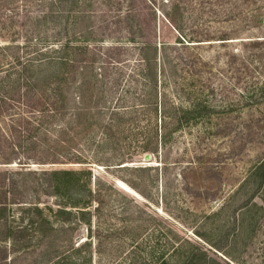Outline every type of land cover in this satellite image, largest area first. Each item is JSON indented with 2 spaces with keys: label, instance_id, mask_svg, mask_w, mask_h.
<instances>
[{
  "label": "rangeland",
  "instance_id": "1",
  "mask_svg": "<svg viewBox=\"0 0 264 264\" xmlns=\"http://www.w3.org/2000/svg\"><path fill=\"white\" fill-rule=\"evenodd\" d=\"M74 1L0 0V100L18 99L0 129L61 80L17 77L49 43L70 60L49 95L71 105L0 164L28 201L7 206L0 264H264V0ZM74 105L118 111L112 136Z\"/></svg>",
  "mask_w": 264,
  "mask_h": 264
},
{
  "label": "trees",
  "instance_id": "2",
  "mask_svg": "<svg viewBox=\"0 0 264 264\" xmlns=\"http://www.w3.org/2000/svg\"><path fill=\"white\" fill-rule=\"evenodd\" d=\"M118 1H120L118 5L121 8L123 6V4H121L122 0H118ZM76 2L78 1L72 0L73 6L75 4H78ZM47 5L49 6L53 5L54 7V3L53 4L49 3ZM61 12H64V9H62ZM122 17H123V14L120 13L119 19L117 21L118 23L121 19H123ZM125 18L128 19V22L126 23V27H121V28L122 30H125L128 34L131 35L133 34L132 29H131V26L133 25V23L131 24L130 22L131 20H129L130 19L129 15H125ZM99 29H104L105 33L103 35H109L110 37V34L106 33L109 30V28L103 25L102 27L93 26V29H90L86 32L92 35V34H95L97 32L96 30H99ZM93 30H95L96 32H94ZM102 38H106V37H102ZM53 45L54 43H49L47 45H44L40 49V52L43 54L42 56H40V58L42 57V59H40L36 63L29 61V65H27L26 63L27 60L24 59L25 62H23L22 60H20V56L17 55L14 57V59L17 60V63H15L14 66L18 70V74H17L18 78L22 75L21 73L24 71L23 69L26 70L28 67H32V66H35L36 64H39V65H42L44 67H49V68H55V65H60L61 69L59 72L61 73L59 74L61 75V80H58L56 78L54 79V82L47 80V82L42 83L41 86L37 85L33 87L35 89L34 92H32V99H33L32 103L33 104L29 103L31 105H22V106H25L27 109L31 110L30 112L31 114L37 115V121H35L36 123L28 121L25 117H17L14 119V121H12L14 122L12 123V125H9V123L6 121L7 122L5 123L6 127H1L0 129V164L12 163L15 159H18L17 158V154L19 153L18 150L20 148L25 147V141H27V143L30 142V140L32 139L30 138V136L33 135L35 131H37L36 127L42 128L44 124H47V123L53 124L54 121H57L58 119H64L69 114V111H71V107H70L71 105H63L65 102V99H62V100L59 98L56 99L53 96L49 95V92H50L49 89L51 88L53 84H54L53 88L55 86V89L53 90L56 91L57 89L58 91V92L56 91L55 95L58 96V93L62 90V87L65 85L67 77H68L65 69L69 65V61H70L69 58L66 57V55H63L61 57L54 56L55 52H57L56 50L58 49H54ZM69 45H70V42L66 41L64 43H61L60 46H57V47L62 52L63 49L65 48L68 49ZM144 45H146L147 47L151 46V48L154 49V52H155L154 55L155 54L158 55L159 50L156 45L154 46L148 43H144ZM119 46L121 45H118V47ZM17 47H20V46H17ZM17 67L18 68L22 67L21 71H19ZM6 78L7 77H5L4 79L1 78L2 85L6 84V81H5ZM50 98H54L56 101H51ZM16 100L18 99L16 97L9 95V93H4L1 96L0 124H1V121L4 120V116L5 117L8 115L12 116L10 112L15 107V105H12L11 102H15ZM74 106H76L75 107L76 109L73 111L75 112L74 114L75 115L74 118L76 119L75 121H78L79 123L82 118L89 120L90 123L86 128L94 127V129L101 130V127H102L104 130L108 132V134H110V137L112 136V133H111L112 123L116 121V117L119 114L118 111L113 110L111 108L104 109L103 107H99V106H96L95 108L87 107V105H74ZM150 106L151 107L154 106L155 110H158V105H150ZM109 115H112V116L109 119L110 123L107 124V126L110 129H107L106 127H104L102 122H104L109 117ZM34 124H37V126ZM7 173H8L7 170L5 171L0 170V233H4L7 231L9 232L7 233V235H9L11 230L6 228L7 206L10 203H22V202L26 203L28 201H24V200L21 201V199H18L15 202H10L9 194H10L11 189L19 188V186L13 179L8 178ZM54 173H56V171H45L44 175L51 176ZM61 173L64 175H70L72 172L71 171H61ZM90 198H92V196ZM90 202L92 203V199ZM83 206L84 208L90 207V205H87L86 203H84ZM73 207H76V206H73ZM37 208L34 207V210L36 209L39 212L40 209H37Z\"/></svg>",
  "mask_w": 264,
  "mask_h": 264
},
{
  "label": "water",
  "instance_id": "3",
  "mask_svg": "<svg viewBox=\"0 0 264 264\" xmlns=\"http://www.w3.org/2000/svg\"><path fill=\"white\" fill-rule=\"evenodd\" d=\"M152 160V155L151 154H147L144 157V162L148 163Z\"/></svg>",
  "mask_w": 264,
  "mask_h": 264
}]
</instances>
